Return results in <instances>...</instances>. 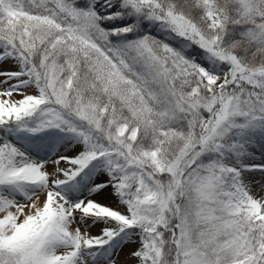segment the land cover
<instances>
[{
	"label": "snow or ice",
	"instance_id": "6c2138e0",
	"mask_svg": "<svg viewBox=\"0 0 264 264\" xmlns=\"http://www.w3.org/2000/svg\"><path fill=\"white\" fill-rule=\"evenodd\" d=\"M0 264H264V0H0Z\"/></svg>",
	"mask_w": 264,
	"mask_h": 264
}]
</instances>
